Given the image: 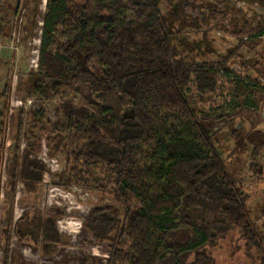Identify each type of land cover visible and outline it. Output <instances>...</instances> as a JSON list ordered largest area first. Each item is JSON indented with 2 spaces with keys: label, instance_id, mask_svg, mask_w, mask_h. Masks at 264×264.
Returning a JSON list of instances; mask_svg holds the SVG:
<instances>
[{
  "label": "trees",
  "instance_id": "trees-1",
  "mask_svg": "<svg viewBox=\"0 0 264 264\" xmlns=\"http://www.w3.org/2000/svg\"><path fill=\"white\" fill-rule=\"evenodd\" d=\"M160 3L49 0L34 91L47 99L77 92L87 106L63 102L74 136L68 143L56 130L47 139H59L53 151L63 149L66 167L75 162L76 181L69 182L111 188L120 204V210L98 208L86 220L96 241L110 243V264H216L206 247L237 231L264 264V228L254 220L252 196L242 192L211 136L210 117L188 94L191 88L200 96L215 92L218 75L208 63L178 58ZM236 89L248 99L260 96L240 82ZM12 166L11 192L20 182L37 189L44 170L37 160L27 155ZM256 167L251 172L257 176ZM58 215L34 212L21 235L52 253L61 243Z\"/></svg>",
  "mask_w": 264,
  "mask_h": 264
},
{
  "label": "rangeland",
  "instance_id": "rangeland-1",
  "mask_svg": "<svg viewBox=\"0 0 264 264\" xmlns=\"http://www.w3.org/2000/svg\"><path fill=\"white\" fill-rule=\"evenodd\" d=\"M48 2L0 0V264L6 249L7 264H110V243L96 241L85 226L94 210L106 206L120 210V204L111 188L99 190L90 184L88 189L69 182V177L75 180V162L61 167L55 159L64 162L63 149L53 151L59 139L50 144L47 139L58 130L70 143L74 132L67 127L63 102L76 108L87 102L77 92L61 91L60 97L47 99L33 88ZM160 9L175 35L178 58L195 66L208 63L207 69L218 75L215 92L200 96L191 88L188 94L210 117L211 136L242 192L252 196L254 220L264 228V0H161ZM237 82L258 90L260 96L249 100L247 93L238 92ZM39 113L41 119L35 116ZM27 155L44 168L41 183L29 191L20 182L13 193L12 164L15 158L21 164ZM255 163L260 165L257 176L251 172ZM86 175L82 171V177ZM153 177L147 178L152 182ZM39 211L59 212L56 228L61 243L49 254L29 235H21L27 218ZM205 250L216 264H260L259 253L240 231ZM192 261L194 255L188 262Z\"/></svg>",
  "mask_w": 264,
  "mask_h": 264
},
{
  "label": "built area",
  "instance_id": "built-area-1",
  "mask_svg": "<svg viewBox=\"0 0 264 264\" xmlns=\"http://www.w3.org/2000/svg\"><path fill=\"white\" fill-rule=\"evenodd\" d=\"M57 163H60L61 164V167L63 166V163L62 161H60V159H55ZM65 164V163H64ZM85 195H88V194H85Z\"/></svg>",
  "mask_w": 264,
  "mask_h": 264
}]
</instances>
